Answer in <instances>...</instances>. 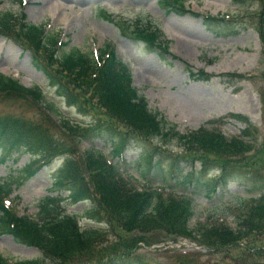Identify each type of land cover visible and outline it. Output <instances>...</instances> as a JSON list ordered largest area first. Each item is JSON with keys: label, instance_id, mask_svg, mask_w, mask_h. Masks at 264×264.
Masks as SVG:
<instances>
[{"label": "rangeland", "instance_id": "obj_1", "mask_svg": "<svg viewBox=\"0 0 264 264\" xmlns=\"http://www.w3.org/2000/svg\"><path fill=\"white\" fill-rule=\"evenodd\" d=\"M184 1L187 11L183 14L169 11L163 0H0V11L24 14L27 22L46 25L48 32L60 33L68 47L85 52H95L105 42L114 44L118 55L131 68L134 86L145 95L149 106L176 122L182 133L203 126L217 127L229 137L242 134L251 139L249 148L228 159L226 172L213 160L204 164L200 153L192 152L191 156L187 154V159L183 158L186 151L177 141L165 145L172 150V155L180 156L185 171L184 175L168 172L167 180L155 185L166 187L167 193L173 190L177 196L192 198L195 213L190 225L201 234L221 222L236 227V217L248 205L240 210L237 206L263 192L264 42L261 31L264 29V0ZM205 15L224 17L223 21L217 20L218 31L209 29L204 22ZM139 16L154 18L171 41L164 56L149 52L143 42L128 37L123 31L121 24L126 28L125 24L135 22ZM30 55L13 40L0 35L1 72L27 86L40 85L48 100L74 122L89 124L96 121L95 118L105 119L104 109L91 114L74 104L69 105L66 97H62L63 89L59 91L42 71L36 70ZM206 74L209 79L201 77ZM41 111L42 108L33 106L23 96L0 94V117L32 120L44 116L39 115ZM238 115L240 119L236 118ZM52 134L66 135L58 125ZM105 135L108 139L95 137V145L108 158L118 161L121 156L112 153V136ZM89 145L88 140H83L78 147L73 144L79 155ZM141 149L140 143H131L123 152L127 161L121 162L125 174L138 179L149 167L140 162ZM172 155L166 157L175 159ZM30 161L31 154L23 149L0 144V193L11 197L20 214L34 216L43 197L58 195L66 211L82 215L79 219L83 226L105 227L90 220L85 212L93 202H76L70 185L59 182L58 168L62 159L39 168L34 174L26 169ZM171 164L168 161L166 165ZM191 170L193 174L186 176ZM221 176H225V180L215 183ZM224 182L225 186H221ZM144 235L147 242H141L132 257L145 264H218L231 253L223 247L218 248L222 251L211 253L207 245L184 236L173 243L171 239L175 237L166 230H150ZM249 238L252 245L261 246L249 248L241 242V247L235 248L234 256L224 264H264V234L250 232ZM0 252L14 259L41 255L38 248L19 243L1 230Z\"/></svg>", "mask_w": 264, "mask_h": 264}, {"label": "trees", "instance_id": "obj_2", "mask_svg": "<svg viewBox=\"0 0 264 264\" xmlns=\"http://www.w3.org/2000/svg\"><path fill=\"white\" fill-rule=\"evenodd\" d=\"M163 1L169 11L180 14L187 11L184 0ZM217 20L223 21L224 17L206 16L205 24L218 31ZM125 25L126 28L121 25L125 34L143 41L160 57L164 56L171 41L154 18L139 16L135 22ZM0 33L15 37L31 50L35 65L46 72L50 82L63 89L69 103L91 114L104 109L105 119L99 117L85 125L72 123L69 118L61 117L58 107L46 98L41 87H27L0 72V94L19 95L33 105L38 103L42 107L40 114L44 115L33 120L0 117V141L4 139L15 148L39 156V160L33 159L27 166L30 174L62 159L59 182L70 185L74 200L92 201L93 207L86 212L90 220L106 224L105 228L83 229L79 219L82 215L68 213L58 195L43 197L36 215H20L0 193V230L12 234L17 242L42 251V256L33 259H11L0 253V264H135L139 261L132 255L141 242H147L144 233L150 230H166L174 240L180 236L198 240L207 245L211 253L222 251L218 250L220 247L231 250L218 264L234 256V249L241 247V242L249 248L261 246H254L248 240L250 232L264 234V181L260 196L247 198V203L237 206L240 210L248 205L236 217V227L221 222L201 234L190 225L195 213L192 198L177 196L173 190L167 193L166 187L155 185L166 181L168 172L184 175V162L180 156L170 153L172 150L165 146L167 142L177 141L186 151L183 158L187 154L191 156L192 152L200 153L204 164L213 160L226 172L228 159L249 148L251 139L247 135L229 137L218 128L205 126L182 133L177 123L148 105L146 97L132 84L130 67L110 42L104 43L97 53L68 47L59 33H46L44 26L26 22L24 15L18 20L9 11L0 12ZM261 33L264 42V30ZM201 77L210 78L207 74ZM56 122L71 134L70 139L52 134ZM105 133L111 134L112 153L117 156H122L131 142L142 145L141 158L149 167L141 173V179L125 174L120 161H110L102 149L96 147L94 138L108 139ZM83 140H88L90 145L79 155L73 144L78 147ZM168 161L172 164L166 165ZM191 172L193 170L186 176L192 175ZM224 178L221 176L215 183ZM111 234L115 239L111 240Z\"/></svg>", "mask_w": 264, "mask_h": 264}, {"label": "bare ground", "instance_id": "obj_3", "mask_svg": "<svg viewBox=\"0 0 264 264\" xmlns=\"http://www.w3.org/2000/svg\"><path fill=\"white\" fill-rule=\"evenodd\" d=\"M48 1H50V0H48ZM51 1H57V0H51ZM56 4H58V2H56ZM59 5V4H58Z\"/></svg>", "mask_w": 264, "mask_h": 264}]
</instances>
